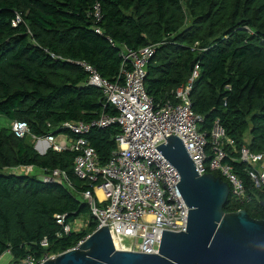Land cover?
<instances>
[{"label":"trees","instance_id":"obj_1","mask_svg":"<svg viewBox=\"0 0 264 264\" xmlns=\"http://www.w3.org/2000/svg\"><path fill=\"white\" fill-rule=\"evenodd\" d=\"M149 46L155 54L145 87L157 108L178 104L177 90L199 66L191 101L203 117L199 131L208 137L207 152L212 154L218 123L225 133L226 162L246 189L243 202L231 193L225 212L244 210L264 221V191L255 188L252 167L241 161L244 148L264 153V0H0V116L9 121L0 128V259L7 253L13 262L63 254L98 227L90 206L77 196L89 189L74 173L79 153L49 149L41 155L31 136L16 137L12 123H27L37 138L52 134L76 140L66 123L117 116L78 63L122 84L124 47ZM121 132L112 125L84 136L100 165H108L118 150ZM56 169L67 173L72 186L41 178ZM58 216L73 226L70 234L57 223ZM79 220L84 227L77 230Z\"/></svg>","mask_w":264,"mask_h":264},{"label":"built area","instance_id":"obj_2","mask_svg":"<svg viewBox=\"0 0 264 264\" xmlns=\"http://www.w3.org/2000/svg\"><path fill=\"white\" fill-rule=\"evenodd\" d=\"M95 10L99 21L100 6H96ZM97 32L102 33L99 29ZM110 42L115 46L112 40ZM154 54V46L139 51L124 47L120 74L122 84L102 78L86 62L78 63L89 74L88 84L102 92L108 104L116 109L117 116L103 114L100 120L91 124L66 123L64 127L78 136L76 140L52 134L37 138L31 135L27 123H12L16 137L31 136L40 153L47 152L41 151L42 146L56 152L70 150L79 153L74 173L89 186L81 195L98 221L96 231L109 226L117 249L143 254L159 253L164 231L186 232L188 228L189 208L178 188L179 173L155 149L166 143L168 137L176 136L183 140L201 176L219 175L228 183L237 200L243 202L246 199L243 180L226 162L229 155L222 146L225 138L222 128L216 124L210 142V155L207 152L208 137L199 131L203 117L193 111L191 101L193 85L199 77V66H196L187 85L177 90L178 104L168 102L157 108L145 87L147 65ZM112 125H119L122 129L116 138L118 150L113 153L109 164L102 166L97 152L84 136L94 128L104 129ZM228 143L231 144L230 141ZM241 161L252 167L249 176L255 188L264 191V153L254 154L244 148ZM23 170L33 172V168ZM42 179L48 183L72 186L67 173L59 169ZM57 223L64 227L65 234L73 231L72 225L65 224V217L58 216ZM84 241L71 250H77ZM41 246L48 248V240H43ZM60 255L45 254L41 260L30 255L20 262L11 260L8 264H45ZM0 264H4L2 258Z\"/></svg>","mask_w":264,"mask_h":264},{"label":"water","instance_id":"obj_3","mask_svg":"<svg viewBox=\"0 0 264 264\" xmlns=\"http://www.w3.org/2000/svg\"><path fill=\"white\" fill-rule=\"evenodd\" d=\"M155 149L179 173L178 188L189 208L187 231H164L159 253L143 254L117 249L109 226L102 227L77 250L45 264H264V221L244 210L225 212L228 183L201 176L179 137H168Z\"/></svg>","mask_w":264,"mask_h":264},{"label":"rangeland","instance_id":"obj_4","mask_svg":"<svg viewBox=\"0 0 264 264\" xmlns=\"http://www.w3.org/2000/svg\"><path fill=\"white\" fill-rule=\"evenodd\" d=\"M8 122L9 121H7V119L5 117L0 116V128L7 127L9 125ZM61 137H63V136H61ZM40 148H41V151H45V150L48 151L49 150V149H47V147H44V146H42ZM34 173H39V170H35ZM41 178H42V176H41ZM77 196H78L79 199H81V200L83 199L81 195H77ZM83 227H84V224H83L82 220L77 221L75 226H74V228L77 229V230H79V229H81ZM125 244L128 245L129 241H125ZM11 260H12V257H11V255L9 253L5 254L2 257V262L4 264H8Z\"/></svg>","mask_w":264,"mask_h":264},{"label":"crops","instance_id":"obj_5","mask_svg":"<svg viewBox=\"0 0 264 264\" xmlns=\"http://www.w3.org/2000/svg\"><path fill=\"white\" fill-rule=\"evenodd\" d=\"M64 137V136H63ZM63 137H60V138H63ZM66 138V137H65ZM37 150V149H36ZM39 152V151H38Z\"/></svg>","mask_w":264,"mask_h":264}]
</instances>
